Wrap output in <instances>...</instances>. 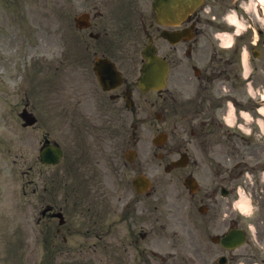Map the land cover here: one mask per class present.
<instances>
[{
	"label": "rangeland",
	"instance_id": "obj_1",
	"mask_svg": "<svg viewBox=\"0 0 264 264\" xmlns=\"http://www.w3.org/2000/svg\"><path fill=\"white\" fill-rule=\"evenodd\" d=\"M72 2L73 1L71 0V2L69 1L66 3L65 1V3H63L64 10L66 9L64 15H67L65 23L69 26H71L72 23L74 24L73 21L76 17V1L73 2V6ZM30 17L31 19L39 20L36 8L31 9ZM70 29L65 28L63 31L60 29L59 32L52 33V36L48 33L38 31V37L42 34L46 37L49 46H51L53 45L54 39L66 41L68 39L67 35H72L73 33L76 35L75 28H73V30ZM69 30L70 32H68ZM15 35L20 36V32H11V30H8V33L4 38L7 47L4 48L2 34H0V47L2 46L4 50L12 52L13 56L15 55L14 49L16 47ZM26 36L31 38L33 42L35 41L34 31H27ZM65 41L64 45L66 46ZM53 46L57 47L55 45ZM6 62L0 58L1 69L4 68L2 65ZM13 65L14 64H10L9 67ZM12 74L14 77H17L18 72L12 71ZM7 78L8 77H6V79ZM5 83L6 86L0 85V136L7 134L10 138L12 137L15 142L14 146L3 139L2 143H0V264H112L111 260L113 259V256L109 254L104 240L96 241L84 238L83 236H76V226L81 224V222L76 221V212L72 204L73 199L70 197L68 198L69 201H67L64 189H60L59 194H55V196L56 200L59 202L65 203L67 201L66 204L69 202V209L66 214L69 221L68 227L65 228L61 235L57 236L55 231L56 223L50 225L46 223L40 225L37 224V220L40 217V211L43 208V198L32 194V186H28V181L31 177L27 175V170L36 160L38 149H36L35 143H38V139L31 136L30 133H28V130H24L20 125V121L16 119L17 112L21 108L14 113L9 107L13 101L21 99L25 92L22 91L21 97L12 96L11 93H14L13 90L18 86V83H16L17 86L9 80ZM177 83L179 84V82ZM198 87L199 84L195 79L191 85L183 86L186 93L185 96H195ZM148 98H151V96H148ZM214 113L218 115V111L216 110L215 112L209 111L207 114ZM152 117L154 118V115H152ZM182 130L184 136L185 132L188 134L190 132V130H185V128ZM72 131L71 126H66L63 146L67 158H69V154L71 155L76 151L74 137L71 134ZM159 132L169 133V129H167L164 124L156 122L154 126H148L144 129L143 141L138 145L137 149L139 152L137 162L143 165L142 169L146 171L150 177L158 180V196L160 200H163V193L166 191L165 186L169 182H171L170 187L174 189L170 200H180L182 198L189 199V195L182 185L183 179L180 181L177 180L176 175L165 177L164 170L157 162H155V149L152 145V140ZM133 135H135V130L130 127L112 128L110 129V150L107 148H102L100 150L99 136L93 133L86 141L82 140L80 153H85L86 155L95 153L97 155L96 158L99 160L101 159L102 161L105 160L107 154H111L113 164L115 163L119 165V160L121 161V157L123 158V153L129 148L132 149L131 145L134 140ZM239 150L241 153L238 157L235 156V162L240 161L238 163H240L241 168L245 170L248 169L250 173L255 172L258 180H260L259 173L263 170V167L259 166L264 164V141H257V143L250 148H244V146L239 143ZM231 152L232 150L230 148L224 149L225 155H228ZM242 153H250V156L247 159H244L241 156ZM136 167L137 164L135 165V168ZM39 170L40 168H37L36 171ZM57 171L59 172L55 174L54 172ZM124 171L126 170L120 171L118 175H122ZM183 174L185 173H182V176L184 177L185 175ZM98 175L100 174H97L95 170H92L88 172L86 177H83V180L81 181L88 180L90 186L99 187L101 179L104 183L103 180L105 178L104 176L102 177L101 175ZM111 178L113 179L111 174H109V177L106 176V179ZM44 179L47 180L49 187L52 184H55L56 186L62 185L61 188L68 186L70 189L69 193L71 192L72 185H74L73 177L66 175V173L60 170H44L37 179H35L40 185V190L43 188ZM204 179L205 184H210L212 188L215 187L212 182L213 177ZM242 180L243 178L237 181L236 185L238 186ZM112 182L113 189H115V183L113 180ZM108 188H111V184ZM245 188L248 190L247 187ZM40 194L42 193L40 192ZM45 197L49 198L50 196L45 195ZM151 201V199H148L146 200V203L152 205L153 201ZM51 227L53 228L52 231L49 230ZM64 237L67 238L66 242L63 241ZM76 244L80 245L79 254H76ZM175 254L176 259H173L172 264H180L179 258L181 255L179 251H176ZM137 258L138 255L136 252L132 251L129 253L130 262H134Z\"/></svg>",
	"mask_w": 264,
	"mask_h": 264
},
{
	"label": "flooded vegetation",
	"instance_id": "obj_2",
	"mask_svg": "<svg viewBox=\"0 0 264 264\" xmlns=\"http://www.w3.org/2000/svg\"><path fill=\"white\" fill-rule=\"evenodd\" d=\"M96 1L90 2L93 19L90 20L89 32H104V37L96 34L93 35L96 38L93 41L79 40L77 42L80 56H76V76L79 81L76 84V94H79L76 96V111L86 110V101L80 96L84 90L83 86H86L90 92L93 90L98 92L96 95L99 97V105L104 110H108L113 105L117 107V104L121 102L125 104L127 97L133 96L136 90L135 81H132L138 75L140 63L144 62L136 54L142 38L153 41L161 32V27L155 22L151 9L152 0H113L110 5V10L114 12L112 14L114 16L125 14L126 17L119 21L121 23L112 35L107 32L109 26L105 20L107 15L105 8L98 6ZM98 20L99 22L96 23ZM140 27L142 31L139 30ZM170 30H183L185 36L178 44L169 47V55L173 58L175 65H180L182 58L186 66L199 63L203 80L206 82L214 80L229 82L225 87L218 89L219 96L223 100L233 96L234 106L249 112L256 110V106L251 105V100L247 96L251 90L256 88L262 90L264 86L261 82H264V0H206L201 11L190 21L179 28ZM155 32L158 35H155ZM243 48L249 54L250 71L246 75L241 69ZM256 50H258L257 58ZM98 57H109L116 63L124 77L122 85L110 91L98 87L94 74ZM102 75L107 85H110V71H103ZM240 97L246 99L240 100L238 99ZM140 102L137 99L135 109L132 108L137 122L144 121L140 117L143 113ZM193 141L194 139L191 138L185 144L192 147ZM181 146L182 143L176 140L175 148ZM197 170L200 168L197 159L194 158L190 174L193 175ZM109 211L111 212V208ZM134 213H138V209L132 206L131 214ZM226 217H230V213L217 206L212 221L215 222L214 226L220 232L221 238L226 237L230 230L238 227L236 219H226ZM261 220L264 222L263 219ZM206 227L208 228V223ZM255 237V241L264 247V233L260 236L256 231ZM219 245L222 248L221 243ZM254 246L255 244L251 241L244 246L246 248L240 253L243 256L242 262L264 264V253L259 252ZM237 256L234 255L233 258Z\"/></svg>",
	"mask_w": 264,
	"mask_h": 264
},
{
	"label": "water",
	"instance_id": "obj_3",
	"mask_svg": "<svg viewBox=\"0 0 264 264\" xmlns=\"http://www.w3.org/2000/svg\"><path fill=\"white\" fill-rule=\"evenodd\" d=\"M171 3L173 7H177L180 2H184L186 5H189L190 7H194L200 0H159V9L160 13L163 15L164 14V9L163 6L165 2ZM166 14V12H165ZM175 17V14L171 16V18Z\"/></svg>",
	"mask_w": 264,
	"mask_h": 264
},
{
	"label": "bare ground",
	"instance_id": "obj_4",
	"mask_svg": "<svg viewBox=\"0 0 264 264\" xmlns=\"http://www.w3.org/2000/svg\"><path fill=\"white\" fill-rule=\"evenodd\" d=\"M263 112H264V110H263ZM242 202H243V203H244V205H245V201H241L240 203H242Z\"/></svg>",
	"mask_w": 264,
	"mask_h": 264
}]
</instances>
